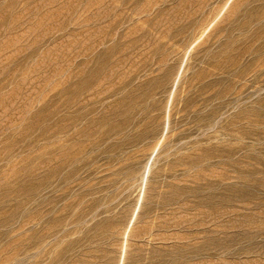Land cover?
<instances>
[{
    "label": "rangeland",
    "instance_id": "374dc122",
    "mask_svg": "<svg viewBox=\"0 0 264 264\" xmlns=\"http://www.w3.org/2000/svg\"><path fill=\"white\" fill-rule=\"evenodd\" d=\"M260 178L264 0H0V264H264Z\"/></svg>",
    "mask_w": 264,
    "mask_h": 264
},
{
    "label": "bare ground",
    "instance_id": "6f19581e",
    "mask_svg": "<svg viewBox=\"0 0 264 264\" xmlns=\"http://www.w3.org/2000/svg\"><path fill=\"white\" fill-rule=\"evenodd\" d=\"M258 184H260L263 187L264 186V179L263 178H260V182H258ZM261 207H262L261 205L260 206H255L254 209L255 210H259ZM259 214H262V215L261 216H258L259 221L257 223V226L259 228H263L264 226H263L262 222L264 221V213H259ZM257 230H258V228H257Z\"/></svg>",
    "mask_w": 264,
    "mask_h": 264
}]
</instances>
